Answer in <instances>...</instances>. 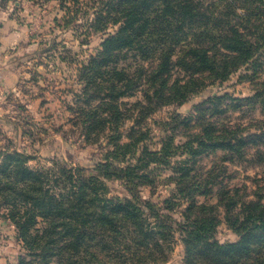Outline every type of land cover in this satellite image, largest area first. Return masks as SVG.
Listing matches in <instances>:
<instances>
[{
  "label": "trees",
  "instance_id": "1",
  "mask_svg": "<svg viewBox=\"0 0 264 264\" xmlns=\"http://www.w3.org/2000/svg\"><path fill=\"white\" fill-rule=\"evenodd\" d=\"M55 1L66 24L85 22L86 36L114 29L78 69L73 108L86 142L106 152L94 174L59 160L31 168L29 155L10 149L0 155V216L22 244L18 264H167L180 229L186 264H264V239L249 245L264 233V116H254L264 115V0ZM242 70L251 97L209 98L192 116L149 123ZM228 164L254 171L251 187L234 184L239 171ZM165 171L177 191L161 209L139 188L155 187ZM105 179L125 182L128 194L112 196ZM195 193L216 202L199 204ZM222 210L242 236L237 244L208 242ZM178 211L181 222L169 214Z\"/></svg>",
  "mask_w": 264,
  "mask_h": 264
},
{
  "label": "rangeland",
  "instance_id": "2",
  "mask_svg": "<svg viewBox=\"0 0 264 264\" xmlns=\"http://www.w3.org/2000/svg\"><path fill=\"white\" fill-rule=\"evenodd\" d=\"M65 19V11L55 0H0V155L10 149L11 153L29 155L31 168L50 166L52 161L59 160L69 166L81 167L87 174H94L96 165L104 161L106 150L99 144L87 143L85 133L74 125L75 93L80 89L76 80L78 69L96 55L107 33L114 29L106 34L98 32L86 36L83 20L68 25ZM246 74L250 72L242 70L225 82L209 85L183 105L159 109L149 123L156 129L155 121L167 120L175 113L183 117L192 116L197 106L209 98L251 97L254 87L248 78L243 77ZM125 101L133 103L135 99ZM239 115L235 114L234 119ZM254 116L262 118L264 115L257 113ZM184 141L178 137L175 144L180 145ZM159 142L160 139H155L149 143V149L157 151ZM220 155L221 152L217 158ZM215 158L213 154L208 155L199 166L210 169ZM228 166L232 167V172L233 169L239 171L233 175L234 184L247 183L251 187L246 177L254 176V171L231 164ZM171 172H163L155 187H140L142 200L163 209L165 199L177 191L176 184L167 179ZM104 181L112 196L125 197L128 194L125 182ZM195 199L199 204L216 202L215 197L206 193H195ZM163 212L167 213L166 210ZM178 213L169 214L181 222ZM223 213L222 210L221 223L208 242L237 244L242 236L228 227ZM263 235H250V247L260 245L259 239H264ZM257 236L259 238H253ZM184 238V230L177 231L167 264H186ZM23 253L14 225L0 216V264H18Z\"/></svg>",
  "mask_w": 264,
  "mask_h": 264
},
{
  "label": "crops",
  "instance_id": "3",
  "mask_svg": "<svg viewBox=\"0 0 264 264\" xmlns=\"http://www.w3.org/2000/svg\"><path fill=\"white\" fill-rule=\"evenodd\" d=\"M3 46H5V47H6V46H9V45H3Z\"/></svg>",
  "mask_w": 264,
  "mask_h": 264
}]
</instances>
